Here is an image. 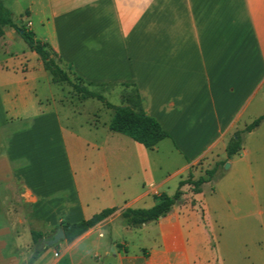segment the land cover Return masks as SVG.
I'll return each mask as SVG.
<instances>
[{"label":"crops","instance_id":"0c3cea01","mask_svg":"<svg viewBox=\"0 0 264 264\" xmlns=\"http://www.w3.org/2000/svg\"><path fill=\"white\" fill-rule=\"evenodd\" d=\"M33 7L16 22L86 83L136 87L145 113L170 137L145 148L110 130L113 109L104 106L110 118L100 123L93 100L63 101L38 55L6 28L0 38V55L8 56L0 62V264L28 263L33 226L48 240L63 222L108 208L118 211L72 243L45 246L34 264L213 260L204 185L198 193L183 187L167 217L139 228L128 227L121 211L152 208L166 187L177 188L191 173L200 178L195 167L220 145L226 152L264 88V0H44L38 11ZM161 146L178 163L162 178L154 158Z\"/></svg>","mask_w":264,"mask_h":264},{"label":"rangeland","instance_id":"374dc122","mask_svg":"<svg viewBox=\"0 0 264 264\" xmlns=\"http://www.w3.org/2000/svg\"><path fill=\"white\" fill-rule=\"evenodd\" d=\"M4 1L13 11L14 20L17 21L28 5L33 4V9L38 11L44 0ZM22 24L19 22V25ZM35 29L41 31L38 19H35ZM22 42L26 48L29 47L24 40ZM7 58V55L1 54L0 62H6ZM38 60L42 62L40 58ZM56 60L73 77L72 69L63 64L60 58L56 57ZM35 62L36 59L32 58L30 64ZM47 73L53 81L52 74L49 71ZM54 84H56L55 92L63 96V101L77 105L81 101L93 100L91 105L92 108L97 109L96 115L100 123L107 122L110 118L109 111L104 108L105 105L102 102L85 97L68 83L54 82ZM41 87L38 93H41ZM89 88L103 94L114 105H121L126 98L135 96V87L131 84H100L89 86ZM263 115L264 88L239 122L238 132H243V150L230 160H233V165L226 158L227 154L223 150V145H220L214 155H209L195 167V171L201 173L200 177H202L206 176L207 171L212 170L216 164L226 162L224 166L218 167L213 180L204 184L203 203L209 208L212 238L216 250L214 259L207 264H264V122L253 132L244 133L247 126ZM170 154L169 148L165 146H161L159 151L154 153V158L159 160L158 176L160 178L172 174L178 165L177 162L171 164ZM197 179H199L198 176L195 180ZM178 188L179 186L169 189L166 187L165 190L167 194L173 196ZM191 189L193 190L192 187ZM31 231H38V227L33 226ZM46 234L48 237L49 232L46 231ZM132 250L133 246L130 248V251ZM32 253L33 243L29 246V256ZM104 260L105 258L98 260V264H102ZM61 264L68 263L63 260Z\"/></svg>","mask_w":264,"mask_h":264},{"label":"trees","instance_id":"16d2710c","mask_svg":"<svg viewBox=\"0 0 264 264\" xmlns=\"http://www.w3.org/2000/svg\"><path fill=\"white\" fill-rule=\"evenodd\" d=\"M13 28L21 38L28 44L32 52L36 53L43 62L46 71H49L53 76V81L56 83L65 82L72 86L78 93L85 97L97 99L102 102L105 107L114 110V116L110 123V130L115 133L125 135L135 142L143 145L145 148L153 149L161 141L169 138L170 135L163 129L161 124L153 117L147 115L143 109V102L140 94L135 87V96L128 97L121 105H114L100 92L93 91L89 86L100 85L86 83L75 72L73 77L70 73L64 70L57 62L58 54L52 47L36 38L35 34L24 24L19 25L14 20L13 11L6 6L4 0H0V38L5 34L6 28ZM71 68V67H70ZM72 69V68H71ZM73 71V70H72ZM264 122V115L256 119L252 124L246 127L244 133H251ZM243 132H237L229 142L226 148L227 158L238 155L243 148ZM226 162L216 164V166L207 171L206 176H202L195 180L193 173L186 180L179 184L178 190L173 196L160 194L155 196V205L148 209H132L127 208L121 211V217L125 224L130 228H139L151 222L159 221L167 217L174 208L182 201L184 192L183 187L189 185L195 193L200 192L202 186L215 177L217 169L224 166ZM118 211V208H108L95 214L88 220H82L77 223L61 224L65 232V241L72 243L88 231L104 222ZM33 253L27 264H34L45 252L44 242L45 235L42 232L32 231Z\"/></svg>","mask_w":264,"mask_h":264},{"label":"water","instance_id":"95a60500","mask_svg":"<svg viewBox=\"0 0 264 264\" xmlns=\"http://www.w3.org/2000/svg\"><path fill=\"white\" fill-rule=\"evenodd\" d=\"M227 167H229L228 164ZM62 241H65V232L62 228L58 229L48 240H44V242H46V247H53Z\"/></svg>","mask_w":264,"mask_h":264}]
</instances>
